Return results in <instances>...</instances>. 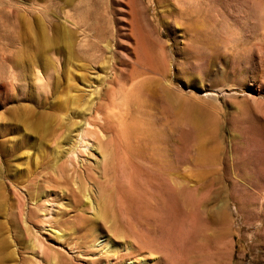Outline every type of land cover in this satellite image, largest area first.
Returning <instances> with one entry per match:
<instances>
[{"label": "rangeland", "instance_id": "1", "mask_svg": "<svg viewBox=\"0 0 264 264\" xmlns=\"http://www.w3.org/2000/svg\"><path fill=\"white\" fill-rule=\"evenodd\" d=\"M106 3L115 35L106 63L92 72L82 61L66 67L76 78L72 94L84 103L96 96V108L89 115L73 109L65 141L49 93L37 97L28 86L29 95H10L0 87V263L264 264V0ZM43 5L51 16L64 10L62 0H0V78H12L9 30L16 24L23 32L26 19L33 27ZM178 6L196 27L175 21ZM188 26L198 30L194 39ZM138 78L149 80L154 96L126 98ZM159 78H168L173 106ZM26 110L33 121L51 115L49 133H32L22 121ZM87 118L92 128L80 124ZM132 126L153 132L156 145L133 139ZM84 135L102 158L96 153L82 171L70 169L62 153L53 158L54 141L67 149ZM86 194L106 209L105 219L86 207ZM106 238L135 254H101Z\"/></svg>", "mask_w": 264, "mask_h": 264}, {"label": "bare ground", "instance_id": "2", "mask_svg": "<svg viewBox=\"0 0 264 264\" xmlns=\"http://www.w3.org/2000/svg\"><path fill=\"white\" fill-rule=\"evenodd\" d=\"M62 1H64V5H63L64 10H62V11L58 10L55 14H52V16L47 12L46 5H43L42 6L43 10H42L41 15L37 18H34V20H33L34 21V24H32V25H34L33 27L29 24L30 22L28 23V21H27L28 19H26V21H24V22L22 21L23 22V26H22L23 32L22 31L19 32L17 30L18 25H16V24H14L11 27V29L9 30L10 35H9V40H8V44H9L8 62L10 64V72L12 73V75H11L12 78H0V87L2 85L7 86V89H8V92L10 95L12 94V92L14 90H19L18 92H21V94H23L24 96L29 95L30 91H27V88L29 90V87L32 88L31 92L34 93V91H36L39 93V94L35 93V96H37V97H42V94H41L42 91L49 93V95L51 96V99L53 98L54 100H57L54 102L51 101L52 102L51 104H53L54 106L56 105V107L60 111V113L62 112L61 113L62 114L61 115V124L59 125L58 129L60 131L64 130V134L63 133L62 134L64 135L63 140L65 141V139H67L66 138L67 135H69V133L66 134V132H68L69 128L71 127L70 126V124H71L70 123L71 122L70 115L72 114L73 111H75L73 109L76 107V108H78L79 113H82V115H86L84 113H88V115H89L90 112L93 111L94 107L96 108L95 103H94V101L96 100L95 99L96 96H94V98H92L93 96L92 97L89 96L90 98H88L86 103H84L85 101L84 102L79 101L78 100L79 97H77V95L75 96L72 94L73 80H75L76 78H72L70 76V73H72V71L69 73V69L66 71V67L69 64L73 63V61H82V62H84V64H86V66L88 68V69L86 68L87 72L94 71V69L96 68L95 67L96 64L104 59L103 58L104 55H106L108 51L112 53L113 49L111 48L110 43L112 42L113 37H115V35L113 34V31L111 29L110 17L108 18V16H107V15H109L108 13L110 11H109L108 4L107 3L105 4V0H62ZM175 5H176V3H175ZM37 6H40V5H37ZM181 7H182V10L181 9L180 10L182 12H180L178 17L176 16L175 21L182 23V25L183 24H186V25L190 24L191 25V23L193 22V19L191 18L192 21H190V23H189L188 21L190 19L188 20L184 17V13L186 12L185 11L186 9L184 10L183 6H181ZM181 7L178 6L177 8L179 9ZM39 8H41V7H39ZM175 10H176V8H175ZM194 10H195V8H194ZM197 11H199V10L197 9ZM178 12H179V10H178ZM186 15L187 14H185V16ZM190 17H191V15H190ZM32 19H33V17H32ZM21 20L22 19H20V21ZM23 20H24V18H23ZM53 21H54V23H53ZM21 25L19 27L22 30ZM193 25L195 26V24H193ZM183 26H185V25H183ZM191 27H193V26H191ZM191 27H189V26H188V28L185 27V28H187L186 34L187 33L190 34V37L192 39H194V37H196V36L192 37L191 34H193L194 31H196L197 29H193L196 26L193 28H191ZM194 34H196V32ZM196 35H198V34H196ZM134 40H135L136 44L140 46V49H143L144 54L148 58H151V57L154 58V53H152V50L150 48L143 45L145 43H143L142 40H140L139 38H135ZM26 42L29 43V46L31 45V50H28V49L25 50L26 48L24 49V44ZM16 45L21 46V48H22V49H20L21 51L18 49V51L14 52V49L17 47ZM61 59L63 60V62H62L63 66L60 67ZM105 63L106 62H103V61L101 62V64H103V65ZM79 67L82 68V65ZM83 67H85V66H83ZM153 68L154 67L152 66L151 69H149V70H152V72L154 73L156 71L155 70L156 68H154V69ZM28 74H30V76L32 78H26V77H28ZM157 74L159 75L160 73H157ZM160 75H162V74H160ZM75 77H77V76L75 75ZM81 77L82 76H80V78ZM77 79H78V77H77ZM108 79H110V78H108ZM113 79L114 78L111 79L112 82L114 81ZM134 79H132L133 81L132 80L131 81L134 82ZM138 79H141V80H139V81L135 80L137 82H134V83L130 82L132 84L130 85L129 89H127V87H126V89H125L126 93L125 94H126L127 99H129L128 97H130V98L134 97L132 93H134V95H137L138 98H140V99H142V97L144 98L146 96L150 98L151 95H153V94H151L152 89H149V88L147 89L148 84H149V82H148L149 80L146 81L145 78H143V79L138 78ZM159 79H160V81H163L167 84L166 87L165 86L162 87L163 93H164L167 101L170 102L169 104L172 105V101L174 100L175 97L173 96L174 94L172 95L171 90L169 88L170 85L168 83V78H159ZM102 81H103L102 78L97 80L98 83H101ZM109 81H107V82H109ZM86 82H88V81H86ZM80 83H82V81ZM107 84H109V83H107ZM103 85H105V83ZM160 87H161V85H160ZM107 89L109 90L110 88H107ZM75 90H77V89H75ZM78 90H80V89H78ZM6 95H7V93H6ZM30 98H32V94H30ZM132 102H134V103L130 104L131 107L134 108L135 106L136 107L138 106L137 101L135 103V101L132 100ZM127 103L128 104L131 103V100L128 101ZM178 103L179 102H177L176 105H179ZM140 106L141 105H139V107ZM100 107H102V106H100ZM97 108H99V107H97ZM132 110H134V109H132ZM138 111H139V109H138ZM135 112H136V110H135ZM25 113L26 114L24 115V117H22V121L24 124H26L28 122L29 127L31 128L30 130L32 131V133H35V134L40 133V132H42L44 134H46L47 132L49 133L50 129L48 128L49 125L47 123H48V120H51V118H50L51 115L43 114V115H40V118L38 120L33 121L32 118L30 119V117L32 116V111L26 110ZM63 113H64V115H63ZM95 113H96L95 118H97V120H94V121L101 122L100 125H102L103 118L98 113V110ZM133 114H135L134 111H133ZM192 120H194V119H192ZM80 124L84 128L86 127L87 129L92 125L91 121L88 118L83 119ZM95 125H96V123H95ZM103 125H105V124H103ZM92 126H91V128H92ZM196 126L197 125H195V127ZM99 127H101V126H99ZM128 130L130 132V136H132L133 139L134 138H135V140L138 139L139 141L145 142V144L146 143L151 144L150 147H152V145H154V143L156 145V141H158V139H157L158 136H156L153 132L151 134H146V133L142 134L141 130H139V132H138L134 128V126L130 127ZM139 144H141V143H139ZM98 146L94 143L93 144L90 143L89 139H87L86 135H84V137H82V140L80 138L79 141L73 142L67 149H64V147L60 148L59 142L54 141L53 158L57 157V159H59L58 155L60 153H62L63 157L67 160L68 164L70 165V169L72 167V169H79V171H82L85 169V167L87 165L90 166V164H92L90 162L91 159L97 160L98 156H96V153L99 155V157L102 158V156L98 150L99 149ZM139 147L140 146H138V143H137L136 148H139ZM151 151L152 150H150V152ZM153 151H155V150H153ZM145 153H147V152H145ZM90 195L91 196H88L86 194V202H85L86 207L89 208V210L94 214L95 217H97L99 219H105V217L107 216L106 209H103L104 210L103 211L99 205L100 203L98 204L96 199L94 198V195H92V194H90ZM102 200L105 204L104 199H102ZM103 206L104 205H102V207ZM105 206H106V204H105ZM84 209H86V208H84ZM82 211L86 212V210H82ZM54 228L55 227L51 226L50 229L53 230ZM55 233H56L55 234L56 236H58L60 238L62 237V235H60L59 232H55ZM94 237H96V240H98L97 237H99V235L98 236L94 235ZM105 240H107L105 243L98 244L99 247L101 248V250L105 252V253H101V254L111 253V254L115 255L114 258L117 257L116 260L118 259L119 253H121L123 250H124V253H122V254H125L127 257L133 256V254H135V253H133L135 250L133 251L132 248L128 247L129 244L127 246H125V249L120 250V252H119L117 247L110 244L109 238H106ZM3 247H4L3 243L0 242V248H3ZM131 260H133L134 262L130 263ZM127 261L129 262V264H148L147 260H145L144 262H138V260H136L134 258H129Z\"/></svg>", "mask_w": 264, "mask_h": 264}]
</instances>
